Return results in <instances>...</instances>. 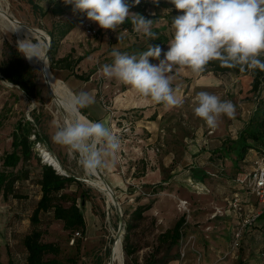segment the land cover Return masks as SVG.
Wrapping results in <instances>:
<instances>
[{"label": "rangeland", "instance_id": "rangeland-1", "mask_svg": "<svg viewBox=\"0 0 264 264\" xmlns=\"http://www.w3.org/2000/svg\"><path fill=\"white\" fill-rule=\"evenodd\" d=\"M44 1L0 0V8L5 13L8 12L9 17L16 18L18 22L29 28L42 30L48 37L51 26L57 18L51 15ZM64 1L66 2V13L61 19L73 21L75 28L58 47L57 56H65L73 49L74 58L83 57L81 63L74 69L73 75H88L89 81L80 82L68 71L50 70L71 92L76 93L87 89L96 92L98 104L88 107L86 112L89 115L87 116H90L92 121L104 122L120 138L121 147L117 154L120 164L123 163V165L119 173L121 175L125 173V176H129L130 179H127L125 185L120 188L111 187L116 199L115 202L110 203L107 192L90 184L96 178L84 172L77 158L68 149L53 142L52 137L55 131L62 125V116L58 113L47 85L44 84L41 70L34 66L32 67L37 73L39 90L35 98L26 97L17 87L0 79V165L5 151L9 148L10 134L16 122L23 119L30 121L36 132L45 140L40 142L43 149L41 146L35 148L37 153L44 151L66 175H72L81 184L80 189L85 196L79 204L81 203L84 209L91 208L90 210L96 216L93 222L88 213V216L90 215L86 221L88 237L83 238L76 264L108 263L111 248L117 239L123 242L121 245L124 264H144L151 254L163 261L168 252L165 246L157 243L158 234L172 228L179 218H189L191 212L187 213L181 209L179 201L190 196L188 191L200 192L197 186L203 187L198 180L188 178V175L193 176L191 166L194 165V168L200 171L210 170L213 173H220L218 167L211 164L210 157L215 154L216 148L229 145L236 139L239 131L255 112L260 98H264V87L261 95L255 98L249 93L250 78L248 75L214 74L211 71L197 75L190 68L174 66L170 73L173 77L172 87L176 90L177 96L183 99V104L168 108L163 104L146 102L130 87L115 79L104 77L99 69L102 65L112 62L110 53L114 48L122 53H139L147 50L150 45L149 38L136 32L134 28L133 33L121 29L120 26L115 31L105 30L92 21L96 34L88 37L83 29L84 23L90 21L86 13L75 11L74 6L67 3L68 0ZM154 28L160 31L158 35L155 34L156 37L165 36L168 38V43L173 38L171 26H168L163 19L155 22L152 29ZM15 38V35L0 23V61L3 42L8 41L18 46V40ZM33 42L37 43L35 40ZM168 43L161 45L158 42L157 45L165 52L169 47ZM45 49L46 43L43 48L44 53ZM160 59H163V53L158 59L150 58V63L158 64ZM201 91L215 94L222 100L231 101L236 108L235 116L233 118L222 116L215 128H209L193 112L194 97ZM108 96L116 97L115 109L110 107L112 105L109 101L104 102L105 97ZM100 97L102 100H99ZM107 108L113 112L112 118ZM122 113H127V115L119 122ZM147 121L154 122L148 123ZM152 126L156 132H153ZM159 127L162 129H158ZM148 129H151V132ZM142 163L144 167L146 165L143 170H141ZM247 166L245 162L241 163L239 170L234 173L249 171ZM132 168L140 173L146 172L149 168L148 177L151 179H132L134 174ZM98 171L101 179L105 181V170L103 172L101 168ZM140 173L138 176H142ZM162 181L165 182L161 183ZM154 186L156 188L152 193ZM71 189L72 192L78 191L74 185ZM138 189L145 194L151 193V195H143L144 198L139 197L142 194ZM22 190L28 193L29 201L10 199L6 205L0 202V264H26V252L21 241L30 231L28 218L33 202L39 196V188L29 180L22 184ZM148 203L152 204V208L144 213L143 219L133 222L134 210L139 205ZM129 223L132 229L129 231L128 243L136 249V252L131 257H126L124 237L127 233L126 225ZM255 225L245 234L241 248L234 251L232 256L222 260V255L219 258L216 254L213 260H203L202 257L199 263L194 258L189 259L187 264H225L230 258L233 259V264H238L239 261L240 264H264V221L257 220ZM193 226L197 227V225ZM193 226L183 231V239L189 231L193 230ZM196 230L200 233L198 228ZM69 238L68 232L63 231L58 223H53L45 231L43 237L45 241L59 243L63 257L74 255V249L71 248L73 244ZM200 240L203 241V235L200 236ZM200 244L197 243V246ZM156 250H158L157 253H155ZM179 250L180 248L177 249L178 255ZM203 251H201L202 255L205 252ZM192 252L193 250L188 248L184 258L186 259L187 254ZM245 252H250V257L246 254L241 259L240 253ZM171 253L173 252L168 255L172 256Z\"/></svg>", "mask_w": 264, "mask_h": 264}, {"label": "clouds", "instance_id": "clouds-1", "mask_svg": "<svg viewBox=\"0 0 264 264\" xmlns=\"http://www.w3.org/2000/svg\"><path fill=\"white\" fill-rule=\"evenodd\" d=\"M140 0H133V5ZM75 11L86 13L88 20L99 28L113 30L131 18L134 30L151 40L153 20L130 13L126 0H68ZM178 12L172 18L173 38L167 52L159 45L129 54L115 48L112 62L102 65L99 72L108 79L133 89L149 103L173 108L183 104L172 87L170 75L174 66L190 68L201 74L211 61L221 67L264 71V0H170ZM17 51L26 59L41 60V49L32 41L20 42ZM163 53L158 64L150 63ZM94 102L86 91L69 92L60 102L66 112L57 128L53 142L65 147L76 158L86 174L107 167L121 147L120 138L102 121L89 120L81 109ZM194 115L209 128H215L222 116L233 118L235 105L229 100L206 91L198 92L193 100Z\"/></svg>", "mask_w": 264, "mask_h": 264}, {"label": "trees", "instance_id": "trees-1", "mask_svg": "<svg viewBox=\"0 0 264 264\" xmlns=\"http://www.w3.org/2000/svg\"><path fill=\"white\" fill-rule=\"evenodd\" d=\"M44 2L46 6H48L51 15L57 18L56 21L53 22L48 34L51 40V45L48 50L49 68L54 72L68 71L80 82H88V75H73L74 69L81 63L83 57L74 58L73 49L65 56H57L58 47L75 28V23L73 21L61 19L66 13V2L64 0H45ZM126 2L130 5V13L139 14L146 19H151L153 20V24L159 19H163L168 26H171L172 18L182 15V13L178 12L174 5L170 3V0H140V2L134 6H131L133 5V0H126ZM119 26L121 29L133 33L134 26L131 23V18ZM152 31L156 35L160 32L159 29L155 28L152 29ZM158 42H160L161 45H165L168 43V38L165 36H158L155 40L149 39L150 45H157ZM167 50L165 52H167ZM260 58L264 59V56ZM208 71L214 74L230 73L234 75H248L250 78L249 93L256 98L260 96L263 91L264 71L258 69L251 70L248 68L241 71L239 67L224 68L220 66L218 61L209 62L203 72ZM0 79L17 87L26 97L35 98L39 94L36 70L28 64L25 57L18 53L17 46L8 41H4L2 44ZM109 98V96L105 97L104 102L107 103L109 101L110 103ZM99 100H102V98L100 97ZM81 113L86 116L83 109H81ZM126 115L127 113H122L120 115L121 119L118 121H122V118H125ZM86 117L91 120L88 116ZM32 136H34V139L31 138ZM43 141H45L44 138L36 132L34 125L30 121L23 119L16 122L10 134L9 148L5 151L1 160L0 202L6 205L7 201H10V199L29 201L30 197L28 193L23 192L22 184L31 180L32 183L39 188V196L36 201L33 202L32 210L28 218L30 231L24 235L21 241L22 247L26 252L25 263L76 264V258L80 252L81 244L86 233V222L82 213L81 203L79 204V201L83 200L85 194L80 189L81 184L72 175H61L51 165L42 161L41 157L33 148L36 142L39 143ZM250 150H254L257 154L264 156L263 97H261L256 104L255 112L239 131L236 139L229 145L226 144L220 147L219 150L214 152L216 155L214 154L210 157L211 164L218 167L220 172L219 175L221 173L225 175L228 173L227 176L234 175L236 174L234 172L239 170L241 163H243V160ZM226 158L230 159L227 166L224 165ZM145 167L142 163L141 170L145 169ZM137 172L140 173L139 171ZM192 173L194 177L200 181L209 177L206 172L196 168H192ZM140 174L143 176L144 172ZM215 174L218 173L215 172ZM164 182L165 181H162L161 183ZM194 182L197 183V181ZM73 185L78 190L73 191L76 193L72 192L71 188ZM155 188L154 186L151 190L152 193ZM200 192L208 193L209 190H201ZM139 197L144 198L145 196L142 195ZM151 208V203L139 205L132 213V221L135 222L136 220L143 219L144 213ZM237 222L238 220L235 218L230 229L229 243L225 253L229 251L232 234L235 231ZM53 223L60 224L62 230L68 232L69 239H73V247L71 248L74 249V255L63 257L61 245L59 243L48 242L43 239L45 231ZM185 223V217L179 218L172 228L159 233L156 238L157 243L165 246L168 254L173 252L171 253L173 255L167 254V256H165L166 258L161 261L156 259L155 255L151 254L146 258L144 264H169L171 261H174L179 256L177 254V249L180 248L179 242L183 235V231L191 227V225ZM253 226H256L255 223L243 232L238 249L242 246L245 234H247ZM126 227L127 233L124 237V252L126 257H131L136 252V249L128 243L129 231L132 229V226L129 223ZM75 233H79V237L74 238ZM202 235L203 241L198 240V244L201 242V248L206 253H210V241L208 238L213 239V236H211V234L205 237L204 233H202ZM156 249H158V247H156ZM157 252L158 250L155 251V253ZM8 262H10V260Z\"/></svg>", "mask_w": 264, "mask_h": 264}, {"label": "crops", "instance_id": "crops-1", "mask_svg": "<svg viewBox=\"0 0 264 264\" xmlns=\"http://www.w3.org/2000/svg\"><path fill=\"white\" fill-rule=\"evenodd\" d=\"M83 91L90 93V95L93 97L94 102L88 106L89 108L90 106H93V104H98L95 91L90 90V89L83 90ZM109 97H110L109 98L110 103L112 105L110 107L112 109H115L116 106H115L114 101L116 97H112V96H109ZM88 107L83 109L86 116L88 114L86 112ZM147 122L150 123L154 121H147ZM151 128H153V132H156L153 126ZM158 129H162V127L161 128L159 127ZM148 130L149 132H151V129H148ZM205 146H208V145H205ZM219 148L220 147L216 148L215 151L219 150ZM204 149H206V147H204ZM256 156H257V152H255L254 150H250L247 156L245 157V159L243 160V162H245L248 165L247 166L248 170L251 168L252 162ZM119 160L120 159L118 158V154L116 153L115 156L111 158V162L109 163V165L103 168V172L104 170L106 172L105 182L112 188H120L121 186L125 185V181L127 179H130L129 176L127 177L125 176V173H123L122 175L119 173L121 165H123L122 162H121L122 164H120ZM229 162H230V159L226 158V161H224V165L227 166ZM193 163H196V162H193ZM192 168H194V165L191 166V169ZM132 169H133V173H135V169L134 168ZM204 172H206L209 175V177L205 178V180L203 181L198 180L197 178L194 177V175L193 176L188 175V178L191 177V178L198 180L201 183V185H203V187L204 186L208 187L207 189L209 190V192L203 193V192H198V191H191V192L188 191L190 193V196L188 195V197L183 198L184 201H186L188 211L191 212V214H189V218L185 219L186 220L185 224L192 225V226L197 225V227L193 226L192 227L193 231L191 232L189 231L187 234V236L193 235L194 237L193 247L191 248L193 252L190 254H187L186 259L185 258L180 259V257L178 256L174 261L170 262L171 264H177V262L179 263L181 262V264H187V262H189V259H194V258L196 261L200 263L202 257H203V260L205 259L213 260L214 257H216V254L220 258V255H223V253H225L228 247V243H229L230 229H231L232 223H234V220H235L234 214L232 212H227L228 205L226 202L227 200L231 199L232 196L236 192L240 193V196L246 199L251 206L256 207V201L252 196H250L248 193L244 191L237 190V186L234 183L235 174L227 176L228 173L226 175L223 173L219 175V174H215L211 172L210 170L209 171L204 170ZM149 174L150 173H149V168H148V170L144 172L143 176H138V172H136L135 174H133L132 179H135V180H140V179H145V178L151 179V177H148ZM90 209L91 208H89L88 210L82 208V213H83L85 222L87 221V218H89L90 215H91V218H90L91 221L94 222V219H96V216L92 213V210ZM88 213L90 214L89 216H88ZM263 215L264 213L259 217L258 220L260 219L264 220ZM196 228L199 229L201 234L196 230ZM202 233H204L205 237L211 234H212L211 236H213V239L208 238L210 241V248H209L211 251L210 253L204 252L201 246H197L198 240H200V236L202 235ZM85 236L88 237L87 224H86ZM201 251L204 252L203 255ZM240 254H241V259H243V257L246 256V254H249V257L251 255L250 252H245V253H240ZM232 260L233 259L231 258L228 259L225 262V264H233ZM238 264H240V261L238 262Z\"/></svg>", "mask_w": 264, "mask_h": 264}, {"label": "built area", "instance_id": "built-area-1", "mask_svg": "<svg viewBox=\"0 0 264 264\" xmlns=\"http://www.w3.org/2000/svg\"><path fill=\"white\" fill-rule=\"evenodd\" d=\"M84 33L88 37H93L96 33L94 30V26H92L91 21H87L83 25ZM109 109V108H107ZM111 118L113 112L108 110ZM34 139V136L31 137ZM42 145L39 143L34 144L35 148L40 147ZM43 149V148H42ZM37 152V151H36ZM38 155L41 157L42 161L45 163L47 158L49 157L44 151ZM48 165H52L51 163H46ZM234 183L237 186L238 191H244L252 196L256 201V207L251 206L248 201L240 196V193L236 192L231 199L227 200L228 211L232 212L235 218L238 220L237 226L235 231L232 234L231 243L229 246V251L224 253L221 259H225L228 256H232V253L238 250L240 240L242 237L243 232L252 226L259 217L264 213V156L261 154H257L255 159L252 162L251 168L249 171H243L237 173L234 177ZM199 191L207 190L205 187L197 186ZM139 190V189H138ZM139 192H141L139 190ZM142 195L150 196V194H145L141 192ZM179 207L185 212H189L187 209L186 201L180 200ZM79 237V233L74 234V238ZM73 243V239L71 240V244ZM194 243L193 235L186 236L184 239L181 236L180 240V250H179V257L180 259H184L186 255V250L188 248H192Z\"/></svg>", "mask_w": 264, "mask_h": 264}, {"label": "bare ground", "instance_id": "bare-ground-1", "mask_svg": "<svg viewBox=\"0 0 264 264\" xmlns=\"http://www.w3.org/2000/svg\"><path fill=\"white\" fill-rule=\"evenodd\" d=\"M7 13H5V11H3L2 9L0 10V23L3 24V26L5 28L10 30L12 32V34L15 35V37H16L15 39H17L19 43L23 42V41H32V42L34 40L37 41L39 48L41 49V60H37V59L33 58L31 60L27 59V61L32 66L37 67L41 70V72H42L41 75H43V78L45 81L44 84L47 85V87H48L47 89H49V91L54 95L53 96L54 104L58 110V113H60L62 116L61 121L63 124L65 116H66V112L61 107L60 102L71 91L67 88V86L59 78H57L56 76H54L52 74L49 66L47 67V62L44 63V50H43V48H44L45 43H46L45 42L46 34L42 30H41L40 34L34 33L29 27H27L25 25L17 24L15 21H12L9 18ZM15 20H17V19L15 18ZM44 64H46V65L44 66ZM46 162L51 163L52 165L54 164L56 167L59 166V165L57 166L56 162L49 157L47 158ZM57 164H58V162H57ZM91 175H93L92 177H95L96 179L93 180L90 184H92L93 187L95 186V188L97 187L101 191L107 192L106 195H108L109 201H110V203H112L113 200L110 196V193H108V189H107L106 185H104L102 183V179H101L102 177H100L99 171L97 170L95 173H92ZM121 243H123V242H121V239H117L111 248L112 264H124V257H123ZM106 264H108V263H106Z\"/></svg>", "mask_w": 264, "mask_h": 264}, {"label": "water", "instance_id": "water-1", "mask_svg": "<svg viewBox=\"0 0 264 264\" xmlns=\"http://www.w3.org/2000/svg\"><path fill=\"white\" fill-rule=\"evenodd\" d=\"M12 21H15L17 24H19V25H23L22 23H20V22H18V21H16L15 19H13V18H11V17H9ZM34 33H39L40 34V30H38V29H33V28H30ZM18 42V41H17ZM45 42H46V49H45V53H44V63L45 62H47V67L49 66V64H48V50H49V48H50V45H51V40H50V37L48 36H45ZM18 44H19V42H18ZM28 62V61H27ZM28 64L29 65H31L29 62H28ZM46 64H44V66H45ZM32 66V65H31ZM51 93V92H50ZM52 94V93H51ZM52 96H54L53 94H52ZM59 174H61V175H66V173L64 172V171H62L59 167H56L54 164L53 165H51ZM102 183L104 184V185H106V187H107V189H108V193H110V196H111V198H112V200H113V202H115V199H116V197H115V195H114V191L112 190V188L102 179ZM108 264H112V258H111V252H110V257H109V261H108Z\"/></svg>", "mask_w": 264, "mask_h": 264}]
</instances>
